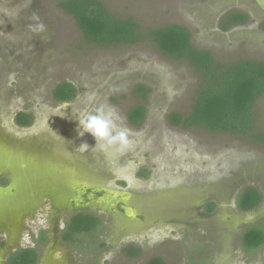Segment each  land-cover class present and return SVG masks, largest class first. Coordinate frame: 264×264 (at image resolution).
Returning <instances> with one entry per match:
<instances>
[{
  "label": "rangeland",
  "instance_id": "rangeland-1",
  "mask_svg": "<svg viewBox=\"0 0 264 264\" xmlns=\"http://www.w3.org/2000/svg\"><path fill=\"white\" fill-rule=\"evenodd\" d=\"M65 1L0 0V264L26 249L39 251L36 264H264V245H241L247 228L264 229V141L173 126L172 113L191 111L201 75L148 40L89 42ZM98 1L142 31L187 27L193 45L224 66L264 61V0ZM233 10L248 20L224 31ZM64 83L77 92L69 102L54 96ZM139 106L145 117L135 126L129 113ZM255 108L256 132L264 133V96ZM101 109L127 129L125 147L79 135L78 118ZM20 113L32 116L29 126L17 123ZM247 187L263 196L248 213L237 205ZM86 199L102 224L66 242L72 217L64 219ZM211 202L213 212L205 211ZM30 257L19 252L9 264Z\"/></svg>",
  "mask_w": 264,
  "mask_h": 264
},
{
  "label": "trees",
  "instance_id": "trees-1",
  "mask_svg": "<svg viewBox=\"0 0 264 264\" xmlns=\"http://www.w3.org/2000/svg\"><path fill=\"white\" fill-rule=\"evenodd\" d=\"M62 8L74 17L84 37L89 42L113 47L129 45L148 40L160 53L175 60L188 62L202 78L195 101L188 114L172 113L169 117L173 126L183 128H201L213 133H227L238 136H251L256 141H264V133L256 132V103L264 96V61L244 60L224 66L211 51L199 50L192 42L190 30L182 25L169 24L142 31L139 24L130 18H118L108 11L98 0H67ZM232 12L237 13L234 18ZM227 18L225 19V17ZM248 15L236 10L226 13L220 28L228 31L235 25H242ZM145 89L138 88L137 93L143 96ZM76 89L69 83L59 85L54 92L55 99L69 102L76 96ZM141 94V95H140ZM145 117L144 107L133 108L129 113L130 122L138 126ZM16 121L21 126H29L33 118L20 113ZM263 196L259 189L247 187L238 196L237 205L242 212H252L262 203ZM211 206V208H210ZM216 203L207 204V212H213ZM209 207V208H208ZM101 219L95 215L82 213L73 216L63 232V240H73L81 232H93L99 229ZM69 229L77 233L73 237ZM242 248L253 252L264 245V229L258 225L247 228L241 238ZM23 256L30 255L31 261L25 264H36L39 251L36 249L20 250ZM19 252L8 258V263L18 260ZM137 250L128 254L136 255ZM18 254V255H17ZM149 264H164L160 258Z\"/></svg>",
  "mask_w": 264,
  "mask_h": 264
},
{
  "label": "clouds",
  "instance_id": "clouds-1",
  "mask_svg": "<svg viewBox=\"0 0 264 264\" xmlns=\"http://www.w3.org/2000/svg\"><path fill=\"white\" fill-rule=\"evenodd\" d=\"M39 31H43V25L39 26ZM78 133L84 136L85 133L91 134L97 141H104L107 145H119L121 148L128 143V131L124 128H118L112 118L111 112H105L103 109L93 113L82 114L79 118ZM89 146L80 145L77 149L86 152Z\"/></svg>",
  "mask_w": 264,
  "mask_h": 264
},
{
  "label": "flooded vegetation",
  "instance_id": "flooded-vegetation-1",
  "mask_svg": "<svg viewBox=\"0 0 264 264\" xmlns=\"http://www.w3.org/2000/svg\"><path fill=\"white\" fill-rule=\"evenodd\" d=\"M124 194H127V193H124ZM99 198H100V194L98 192L95 195V197H93V199L94 200L96 199V201H99ZM79 205L80 206L76 209L77 210L76 212L69 214V216L68 215L66 216V218L64 219L65 220V224H66L67 220H69L71 217H73L75 215H78V214H82V213H87L89 215H95V216L100 218V216H98V214H96V213H94V211H91V210L88 209L90 207L88 199L83 200L82 203H80ZM101 224H102V221H101Z\"/></svg>",
  "mask_w": 264,
  "mask_h": 264
},
{
  "label": "water",
  "instance_id": "water-1",
  "mask_svg": "<svg viewBox=\"0 0 264 264\" xmlns=\"http://www.w3.org/2000/svg\"><path fill=\"white\" fill-rule=\"evenodd\" d=\"M107 194H110L109 192L107 193ZM123 198H129L130 197V194H124L123 196H122ZM123 210L127 213V215H129V216H132V215H134V212L130 209V208H123Z\"/></svg>",
  "mask_w": 264,
  "mask_h": 264
}]
</instances>
